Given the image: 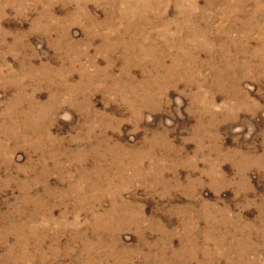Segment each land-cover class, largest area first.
Masks as SVG:
<instances>
[{
  "label": "rangeland",
  "instance_id": "rangeland-1",
  "mask_svg": "<svg viewBox=\"0 0 264 264\" xmlns=\"http://www.w3.org/2000/svg\"><path fill=\"white\" fill-rule=\"evenodd\" d=\"M0 264H264V0H0Z\"/></svg>",
  "mask_w": 264,
  "mask_h": 264
}]
</instances>
